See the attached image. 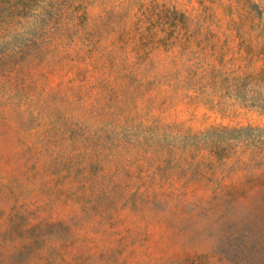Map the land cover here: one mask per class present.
Here are the masks:
<instances>
[{"label": "rangeland", "instance_id": "rangeland-1", "mask_svg": "<svg viewBox=\"0 0 264 264\" xmlns=\"http://www.w3.org/2000/svg\"><path fill=\"white\" fill-rule=\"evenodd\" d=\"M0 264H264V0H0Z\"/></svg>", "mask_w": 264, "mask_h": 264}]
</instances>
